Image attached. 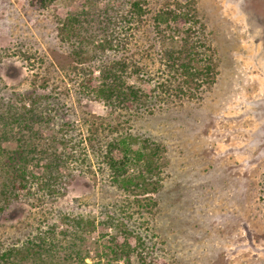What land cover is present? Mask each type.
Listing matches in <instances>:
<instances>
[{
  "label": "rangeland",
  "instance_id": "obj_1",
  "mask_svg": "<svg viewBox=\"0 0 264 264\" xmlns=\"http://www.w3.org/2000/svg\"><path fill=\"white\" fill-rule=\"evenodd\" d=\"M173 1L189 3L201 18L217 63L216 81L197 96L141 115L113 111L99 99L82 96L78 101V77L72 69L81 64L58 29L59 18L66 17L76 0H55L48 6L39 0H0V49H6L0 97L7 100L15 91L46 85L39 93L58 94L62 102L57 115L74 121L84 137L87 122L93 131L87 138L95 139V134L105 143L128 132L163 146L158 190L129 193L136 207L122 219L138 247L166 264H264V0L150 3L158 7ZM141 42L130 39L134 57L141 53ZM21 44L49 61L29 62L20 53L14 55ZM145 58L153 70L154 57ZM90 163L64 180V193L55 200L35 185L31 193L10 201L0 214V253L45 223L56 222L60 209L94 218L97 228L88 236L87 261L98 259L101 221L113 215L124 194L113 186L105 163L93 156ZM147 196L156 204L141 206L137 200L147 203ZM51 209L54 216L48 213ZM106 231L114 232L109 227Z\"/></svg>",
  "mask_w": 264,
  "mask_h": 264
},
{
  "label": "trees",
  "instance_id": "obj_2",
  "mask_svg": "<svg viewBox=\"0 0 264 264\" xmlns=\"http://www.w3.org/2000/svg\"><path fill=\"white\" fill-rule=\"evenodd\" d=\"M39 1L48 6L55 0ZM58 27L61 41L81 64L72 69L78 77L74 79L75 83L78 79V101L85 96L103 101L113 111L153 114L197 96L217 78L206 26L189 3L173 1L153 7L150 0H76L66 17L59 18ZM131 38L142 40L138 57L130 52ZM22 47H16L14 55L20 53L29 62L36 58L49 61L37 50ZM5 50L0 49V64ZM149 55L154 57L155 71L145 63ZM1 80L0 76V84ZM38 88L15 91L7 100L0 97V214L10 201L31 193L35 185L42 186L48 200H55L64 193V180L76 168L92 166V156L106 164L124 200H116L113 215L106 214L101 221L98 259L87 261L88 236L97 228L94 218L59 209L56 222H44L34 235L4 249L0 264H120L122 260L123 264H166L132 242V230L122 223L136 207L129 193L158 190L163 146L128 132L105 143L95 134V139L87 138L93 132L87 122L84 137L74 121L57 115L60 96L54 91L39 93ZM146 200L137 201L141 206L156 204L152 197ZM107 205L102 206L103 213ZM48 213L54 216V210ZM107 226L113 228L112 234Z\"/></svg>",
  "mask_w": 264,
  "mask_h": 264
}]
</instances>
